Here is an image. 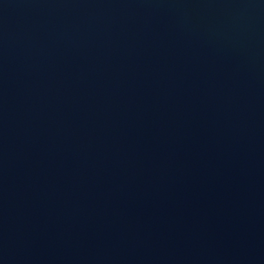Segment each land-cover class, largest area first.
Masks as SVG:
<instances>
[{"label": "water", "instance_id": "obj_1", "mask_svg": "<svg viewBox=\"0 0 264 264\" xmlns=\"http://www.w3.org/2000/svg\"><path fill=\"white\" fill-rule=\"evenodd\" d=\"M0 264H264V0H0Z\"/></svg>", "mask_w": 264, "mask_h": 264}]
</instances>
